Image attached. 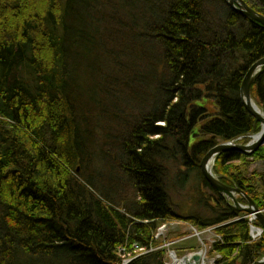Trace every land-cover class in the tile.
I'll list each match as a JSON object with an SVG mask.
<instances>
[{"label": "trees", "instance_id": "obj_1", "mask_svg": "<svg viewBox=\"0 0 264 264\" xmlns=\"http://www.w3.org/2000/svg\"><path fill=\"white\" fill-rule=\"evenodd\" d=\"M263 56L264 26L226 0H0V264H166L147 249L173 218L216 226V264L259 260L264 235L251 240L199 164L260 130L240 85ZM251 93L264 112V66ZM248 158L264 162V145L212 171L264 209ZM188 176L198 210L184 215L174 187Z\"/></svg>", "mask_w": 264, "mask_h": 264}, {"label": "rangeland", "instance_id": "obj_2", "mask_svg": "<svg viewBox=\"0 0 264 264\" xmlns=\"http://www.w3.org/2000/svg\"><path fill=\"white\" fill-rule=\"evenodd\" d=\"M260 129H261V124H260ZM255 134H251L245 137H239L231 141L241 143V144H246L252 140V137ZM198 137H200V135L195 136L194 140H198ZM248 160L251 161L249 165L246 167V174L248 176H255L264 171L263 161H253L251 158H248ZM100 162L101 163L99 164V166H102L104 170L107 171L108 173L110 172L111 175L113 172L114 173L116 172L115 167L113 168L111 167L110 165L111 162L109 161L108 157H103L100 160ZM233 164L241 165V162L235 161L233 162ZM191 180H192V177L188 176V181L185 186L176 184L174 187L175 190L178 191V194H176L174 197L176 199L174 200L176 201L178 205V209H180V213H184V215H190V214H187V211L191 213V212L198 210L197 209L198 203L196 199L194 198L196 191L194 190L193 187L190 186ZM173 181L177 182L174 178H173ZM237 196L238 195H236V199H237ZM241 204L245 205L246 203H241ZM244 214L246 215V213ZM246 217L248 218V221H249V234L251 233L252 236H254L253 234L255 235L258 234L256 235L255 240L252 238L251 240L252 241L259 240L264 235L263 227L261 225L254 223L255 222L254 220L250 221V219L252 218L251 216L250 217L246 216ZM155 237H156L158 245L150 249H147V251H150L152 249H165L166 264H180V260L182 258L189 256V255H195V254L198 255V252L201 250L204 251V257H205V261L207 264H216L217 259L220 258V255L216 252H213L212 250L213 243L221 239V235L216 230V226L201 227L185 219L173 218V219L165 220L164 222L160 223V225L158 226V229L156 230ZM133 246L135 249L133 250V252L136 255L146 252V250H144L143 248H139L135 244ZM132 258H133L132 256L124 257L122 264L128 263ZM263 258L264 256H262L260 259H263ZM199 261H200V258H199Z\"/></svg>", "mask_w": 264, "mask_h": 264}, {"label": "water", "instance_id": "obj_3", "mask_svg": "<svg viewBox=\"0 0 264 264\" xmlns=\"http://www.w3.org/2000/svg\"><path fill=\"white\" fill-rule=\"evenodd\" d=\"M226 1L234 11L264 26V15L252 8L244 0ZM263 66L264 56L256 60L248 68L240 85V99L246 110L260 122V131L252 137L250 142L246 144H241L234 141H226L213 146L205 153L199 166L205 180L225 198L226 203L229 206L237 211L246 213V216H251L252 219L257 220L264 229V211L259 209L254 201L244 191L239 188L224 184L212 171V165L219 154L231 150L248 156L254 153L261 145L264 144V112H259L256 109L255 101L251 93L252 81ZM236 195L243 196L246 200V204L243 205L239 203L236 199ZM193 259L198 261L199 255L195 254ZM252 264H264V258L256 260Z\"/></svg>", "mask_w": 264, "mask_h": 264}, {"label": "bare ground", "instance_id": "obj_4", "mask_svg": "<svg viewBox=\"0 0 264 264\" xmlns=\"http://www.w3.org/2000/svg\"><path fill=\"white\" fill-rule=\"evenodd\" d=\"M255 106H256V109L259 111V112H261L262 110L260 109V107L255 103ZM253 136H255V135H253ZM257 137V136H256ZM246 203V202H245ZM261 210H263L264 211V209H261ZM254 236H252V234L250 233V237L252 238V239H254L255 240V238H256V235H258V234H253ZM198 255H199V258H200V261L198 260V261H195L194 259H193V256L194 255H189V256H186V257H184V258H182L181 260H180V264H207L206 263V261H205V257H204V251L203 250H201V251H199L198 252Z\"/></svg>", "mask_w": 264, "mask_h": 264}, {"label": "built area", "instance_id": "obj_5", "mask_svg": "<svg viewBox=\"0 0 264 264\" xmlns=\"http://www.w3.org/2000/svg\"><path fill=\"white\" fill-rule=\"evenodd\" d=\"M253 219L251 218L250 221H252Z\"/></svg>", "mask_w": 264, "mask_h": 264}]
</instances>
